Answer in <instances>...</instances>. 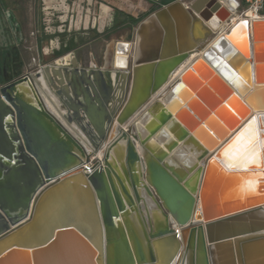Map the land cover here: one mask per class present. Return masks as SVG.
<instances>
[{"label":"water","instance_id":"obj_1","mask_svg":"<svg viewBox=\"0 0 264 264\" xmlns=\"http://www.w3.org/2000/svg\"><path fill=\"white\" fill-rule=\"evenodd\" d=\"M204 1L193 0L185 7L199 16L194 23L187 17L189 34L196 42L204 35L205 40L212 36L200 22H210L213 16L223 22L230 15L218 0ZM177 4L180 1L174 0L142 19L135 34L152 15L168 30L167 9ZM121 41L106 47L102 67L73 64L72 70L63 69V75H58V94L67 113L61 117L81 133L74 138L54 114L49 116L40 105L36 109L23 100L20 86L32 78L22 76L15 67L20 51L0 12V264H110L111 246L113 264H194L196 249L202 253L203 264L264 259V130L258 127L251 142L241 141L232 155H223L252 115L264 113V83L252 86L249 82L237 92L239 96L234 88L225 89V96L238 103L236 116L231 115L234 106L212 103L201 113L191 108L197 119L179 122L177 114L164 107L158 124L149 122L145 127L154 103L151 97L161 96L168 80L188 59L189 50L135 62V37ZM193 49L200 51L198 45ZM117 53L126 55L122 65L114 63ZM156 68L162 74L153 72L145 98L133 102L140 71ZM184 76L180 75V83ZM30 113L46 117L64 141L37 135L38 122ZM220 113L227 116L222 124ZM169 124L178 129L176 140L164 146L160 156L153 154L145 144L159 133V141L164 140L161 132ZM131 127L136 134L129 132ZM82 142L93 151H87ZM249 149L256 154L254 161L236 160L246 157ZM121 150L130 191L109 163L111 155ZM190 152L197 154L187 166L179 158L187 160ZM138 186L153 208L163 209L164 225L149 226L144 232L148 259L136 236L127 233L126 237L121 229L126 217L141 209ZM162 243L170 248L159 257L156 249Z\"/></svg>","mask_w":264,"mask_h":264},{"label":"crops","instance_id":"obj_2","mask_svg":"<svg viewBox=\"0 0 264 264\" xmlns=\"http://www.w3.org/2000/svg\"><path fill=\"white\" fill-rule=\"evenodd\" d=\"M154 1L157 2L158 0ZM91 9V3L87 1L85 4L83 0H0V12L4 14L15 47L20 51L22 76L32 78V82L28 81V83L20 86L23 100L36 109H39L38 106L40 105V110L49 116L50 113L54 114L70 130L74 138H79L78 133H81L76 127L68 126L66 119L61 117V115L67 113L66 108L60 102L61 96L58 93L61 92V87L58 85L57 80H59V74L63 75V69L69 72L72 70L73 64H76L79 68L97 66L95 58L98 56V50L95 40L101 38L102 32L97 30L96 37H91L92 31L96 30V20L91 13ZM243 20H233L229 27L214 34L213 38L208 41L211 46L206 45L201 53L196 52L195 54L194 52L196 56L181 71V75L185 73L184 82L180 83L179 75L176 78L177 81L167 89L166 94L159 97V100H156L155 103L158 102L163 108L166 107L174 116L177 114V119L183 121H188L191 117L197 119L191 108L195 112L201 113L212 103H218V105L224 107L234 106L236 111H231V115L236 116L239 111L238 103L233 98L225 96V89L227 87L234 88L233 92L239 96L237 92L246 89L245 87L249 82L252 86L257 81L264 83V44L259 42L260 39L259 41L255 39L256 36L253 38L254 30L264 27V20H245L247 25L244 28L238 26ZM253 23H255L254 26ZM136 27L130 29L132 37H135L132 56H134L136 43ZM233 28L235 33L232 35V39L228 41L225 37ZM146 36L148 39L144 37L141 51L138 52L139 61L148 59L153 54L154 38L150 33ZM242 39H245L247 43L249 55L247 60L244 59L246 54L244 55L236 45H240ZM221 41H223V44L220 45ZM120 42L122 41L118 40L116 44ZM117 59H119V55L114 56V63ZM153 72L157 76L161 75L163 70L156 68L155 71L151 69L140 71L136 85L138 93L132 96L133 101H135V98H141V93L150 86ZM36 74L40 75L39 78H35ZM251 85L249 86L251 87ZM127 89H129V82ZM37 94L41 96L44 102L38 98ZM30 116L35 122H38L39 133L37 135H46L53 141L61 139L64 141L62 134L46 117L33 113H30ZM218 120L222 124L227 120V116L220 113ZM261 124L264 125V122L262 121ZM153 143L156 149H162L158 141L154 140ZM82 144L87 151H93L90 144L84 142ZM54 146L50 144V148ZM149 151L158 156L161 155V152H164H155L150 148ZM120 153L124 152L121 151ZM251 153L252 151L247 155ZM243 158L246 160V157ZM138 194L141 197V209L128 215L126 223L121 225V229L126 237L128 236L127 233L131 237L132 234L136 236L142 254L148 259V249L143 242L144 232L148 233L149 226L153 228L156 226L162 227L164 217L162 210L143 203L144 196H147L144 190L138 189ZM80 210L79 208L78 211ZM156 220L157 223L154 226ZM169 248V243H162L157 246L156 255L159 257L164 256ZM131 250L134 256L135 249ZM110 252L109 261L110 264H113L112 246ZM248 264H264V259H252Z\"/></svg>","mask_w":264,"mask_h":264},{"label":"bare ground","instance_id":"obj_3","mask_svg":"<svg viewBox=\"0 0 264 264\" xmlns=\"http://www.w3.org/2000/svg\"><path fill=\"white\" fill-rule=\"evenodd\" d=\"M206 1L207 0H205L204 2H206ZM218 1H222L223 3L226 2L225 0H218ZM228 6L230 8V10H228L229 8L226 9L230 13L228 20H231V22L233 20L235 21V19H236V13H234L235 5L233 3L229 4V1H228ZM185 7H187V6H184V5H181V4H177L174 7H170L169 9H167L168 10L167 11V16H168V19H169L168 21H169V26H170V28L168 30L164 29V27L162 26L161 20L159 19L158 16L152 15L151 18H149L143 24V26H141L139 28V30L136 33V43H135V47H134V56H133V59H134L135 62L137 60H139L138 52L140 53V51H141L140 48H141L142 41L144 40V37L146 39H148V37L146 35L147 34L149 35V33L154 38L153 54L151 56L156 55L158 58H160V57H163L164 55H166L167 53H169L170 51H174V52L178 53L181 50L182 51L185 50V49L189 50L188 51L189 52V58L172 75V78L168 80V83H166V85L160 91V95H161L160 97H162V95L166 94L167 89L170 87V83L173 82V80H176V78L179 77V75H181V71H183L184 68L188 66L187 64L190 63L191 59L196 56L195 55L196 52H200L201 53L205 49L206 45H210V44H208V41H210L211 38L214 36L213 34L214 33L217 34L218 32H221L222 29L224 30L225 27H226V24L228 22V20L220 22V20L217 19L215 16H213L214 18L210 22H200V23H202V27H205L207 29V31L212 34V36H211V38H208V39L205 40L204 39L205 35H204V36L201 37L200 40L198 39V41L196 42V41L193 40V38L189 34V30L190 29H188L189 28V26H188L189 24H188L187 17L190 20V23H192L195 19H199V16L196 13H194L193 11H191V10H189L187 12ZM201 7L203 8V4H202ZM233 14H235V17H233V19H232ZM249 20L252 21L253 18H251ZM243 21H241L238 26H241L243 28L246 27V25H247L246 21L245 20H243ZM254 21H256V20H254ZM199 27H201V26H199ZM234 33H235V29L233 30V32L229 36L228 40L231 39V36ZM253 33L256 36L255 39H257L258 41L260 39L261 41H259V42L264 44V27L255 29ZM221 44H223V41L220 42V45ZM194 45H198L200 47V51L194 50L193 49ZM236 45L238 46V48L241 49V52L244 55L246 54L244 59H246V60L249 59V55H248V52H247L246 40L242 39V41H240V45L239 44H236ZM125 46L127 47L126 48V50H127L128 49V45H125ZM194 52H195V54H194ZM118 55H119V59H117L115 64L122 65L123 64V59L126 57V55L124 53H117L116 56H118ZM142 70H146V69H142ZM147 89H145L141 93V98H139V99L135 98V101H133V100L132 101L137 103L138 101L143 100L145 98V93H146ZM137 93H138V90L135 88V93L134 94L136 95ZM151 98H152V102L154 101V103L152 104V108L149 109L151 114H150V116H149V118H148V120H147V122L145 124V127H146V125H148L147 123H149V122H152V126L156 125V123H157V115L160 113V111L163 108V106L161 104H159L158 102H157L158 104L155 103L156 100H159V97L156 98V97L152 96ZM178 121L181 122L180 120H178ZM262 121H264V113H261V114H258V115L257 114H253L252 115L250 124L247 125L246 129H244L239 135L241 137V141L243 143L250 142L252 137L254 135L255 136L257 135L258 127L262 128V130H264V125L261 124ZM177 130L178 129L176 128L175 125L169 124V126H166L165 128H163L162 129L163 132H161V133H164L166 135L165 139L162 140V141H159V138H158L159 135H157V138L156 137L155 138H150L148 140V142L145 144L146 147L148 148V150L150 148V149H152L155 152H157V151H165V147L164 146H169L173 141L176 140V136L175 135H176ZM154 140H156V141H158L160 143L162 149H158V148L156 149V146L153 143ZM241 143H239V145ZM136 144H137L138 152H142V148L138 146V141H136ZM239 145H238V147H239ZM121 151L123 152V150H121ZM250 151L253 152V150L249 149L248 151L245 152V154L249 153ZM196 154L197 153L190 152V153L187 154V157H188L187 160L184 159V158H179V160L184 165H187V166L191 165V163L193 162V158H194V156ZM232 154L233 153H231V155ZM248 157H249V155L246 156V161L250 160ZM119 158H121V160H119ZM123 158H124V153L114 152V154H112L110 159H109V163H110V166L113 168V170L121 178L122 183L124 184V186L127 189V191H130L128 179L125 177V175L123 173V170H122ZM238 158L239 159H236V160H241V158H243V157L241 156V157H238ZM137 175H140V172H137ZM138 189H140L139 186L137 188V191H138ZM143 203L147 204V205H150L145 199H143ZM154 223H155L154 226H156L157 220ZM150 224H151V222H150ZM159 227L156 226L155 229L159 228ZM194 264H203V262H202V253H201V251L199 249L195 250Z\"/></svg>","mask_w":264,"mask_h":264},{"label":"rangeland","instance_id":"obj_4","mask_svg":"<svg viewBox=\"0 0 264 264\" xmlns=\"http://www.w3.org/2000/svg\"><path fill=\"white\" fill-rule=\"evenodd\" d=\"M86 4L91 3V13L96 20V30H93L91 37L95 38L97 30L102 32L101 38H96L98 56L95 58L98 67H102L104 63V52L106 47L111 43H116L118 40L131 38V28L148 15L153 14L159 8L154 5V0H83ZM184 6H189L193 0H179ZM170 3V2H168ZM167 4V3H166ZM121 25L120 29H124L123 35L107 34L106 29L114 24ZM233 36H231L232 39ZM213 38V37H212ZM211 38V39H212ZM129 82V81H128ZM128 86V84H127ZM167 92V91H166ZM129 132L136 134L135 128L131 127ZM155 138V137H153ZM144 181V178L142 177ZM153 202L161 208L159 199L156 196L151 198ZM161 210V209H160ZM163 210V209H162Z\"/></svg>","mask_w":264,"mask_h":264},{"label":"built area","instance_id":"obj_5","mask_svg":"<svg viewBox=\"0 0 264 264\" xmlns=\"http://www.w3.org/2000/svg\"><path fill=\"white\" fill-rule=\"evenodd\" d=\"M226 2L223 3L222 1H218L225 9H228V1L229 4H234L235 9L234 13H236V19H244L249 20L253 18V20H264V0H225ZM230 10V8L228 9ZM235 17V14H233ZM231 25V20H228L226 27ZM215 34V33H214ZM213 34V35H214Z\"/></svg>","mask_w":264,"mask_h":264},{"label":"flooded vegetation","instance_id":"obj_6","mask_svg":"<svg viewBox=\"0 0 264 264\" xmlns=\"http://www.w3.org/2000/svg\"><path fill=\"white\" fill-rule=\"evenodd\" d=\"M169 1V0H168ZM172 1H174V0H172ZM172 1H170V2H172ZM164 2V0H158L157 2H155L154 3V5L156 6V7H161V6H163V5H166V4H164L163 3ZM168 4V3H167ZM121 28V25H119L118 23H114V24H112L111 26H109L108 28H107V34H110V33H112V34H117V33H120L121 32V35H123V33H124V29H120ZM15 67L19 70V69H21L22 68V66H21V61H20V58H17L16 56H15Z\"/></svg>","mask_w":264,"mask_h":264},{"label":"snow or ice","instance_id":"obj_7","mask_svg":"<svg viewBox=\"0 0 264 264\" xmlns=\"http://www.w3.org/2000/svg\"><path fill=\"white\" fill-rule=\"evenodd\" d=\"M250 142H251V141H250ZM239 143H241V137H240V136H237L236 140L233 141V143L230 144V145L224 150L223 155L226 156V157L229 156L234 150L237 149ZM236 154L239 155V151H236ZM255 155H256V154L253 152V153L249 154V157H248V158L254 161V159H255Z\"/></svg>","mask_w":264,"mask_h":264},{"label":"trees","instance_id":"obj_8","mask_svg":"<svg viewBox=\"0 0 264 264\" xmlns=\"http://www.w3.org/2000/svg\"><path fill=\"white\" fill-rule=\"evenodd\" d=\"M170 1H172V0H169V1L168 0H164L163 3L166 4V3L170 2Z\"/></svg>","mask_w":264,"mask_h":264}]
</instances>
